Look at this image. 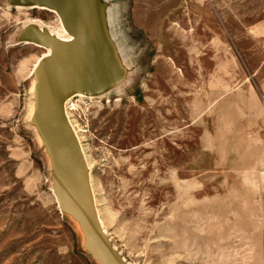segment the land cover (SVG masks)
<instances>
[{"label": "rangeland", "instance_id": "obj_1", "mask_svg": "<svg viewBox=\"0 0 264 264\" xmlns=\"http://www.w3.org/2000/svg\"><path fill=\"white\" fill-rule=\"evenodd\" d=\"M32 4L0 0V264H264V0H98L111 81L65 103Z\"/></svg>", "mask_w": 264, "mask_h": 264}, {"label": "water", "instance_id": "obj_2", "mask_svg": "<svg viewBox=\"0 0 264 264\" xmlns=\"http://www.w3.org/2000/svg\"><path fill=\"white\" fill-rule=\"evenodd\" d=\"M29 1L57 11L62 19L64 28L77 37L76 41L62 43L46 36L49 46L53 49V55L50 57L49 62L53 63L54 66L56 64V66L55 68H51L49 72L48 69L45 68L42 83L46 81L42 86L47 85V83L51 81H59L58 83L61 89L65 92L63 96L74 91L82 90L84 82L87 79L92 81L95 87L85 92L103 87L106 79L102 67L105 55L98 44L90 12L94 6L92 3L95 0ZM48 75H57V77ZM57 96L60 97L61 95ZM57 96L49 100L48 105H46L43 111L38 115V120L46 110L53 109L51 103L54 102V99L58 98ZM59 114H61L60 110L54 120L60 129L59 135L62 138L61 140L64 142L65 147H69L71 136H67L65 131L60 128L57 122Z\"/></svg>", "mask_w": 264, "mask_h": 264}, {"label": "bare ground", "instance_id": "obj_3", "mask_svg": "<svg viewBox=\"0 0 264 264\" xmlns=\"http://www.w3.org/2000/svg\"><path fill=\"white\" fill-rule=\"evenodd\" d=\"M96 3H98V0H95L93 3H92V5H96ZM32 5H37V4H35V3H33ZM39 7H43V8H46V9H48V10H50V9H52V8H48V7H45V6H41V5H38ZM32 7H34V6H32ZM54 10V9H53ZM52 11V10H51ZM54 12H55V10H54ZM57 12V11H56ZM55 12V13H56ZM90 12H91V17H92V21L95 23V27L96 28H98V25H97V21H96V17H95V15H96V13H95V11L93 10V9H91L90 10ZM58 16V15H57ZM59 21H60V25H58V30H57V32H56V34H54V35H52V34H50L49 33V31H45V29H43L41 26H38V25H34L35 26V28H38L39 30H41V31H43V32H45V33H47L49 36H51L53 39H55L56 41H60V42H62V43H71V42H73V41H76L77 40V37L75 36V35H73V34H71V33H69L65 28H64V26H63V22H62V19H61V17L59 16ZM44 56L42 57V59H44V58H48V56L49 57H52V55H53V49H52V47H47V49H46V52L43 54ZM40 67H41V69H42V74H41V77L40 78H38V79H36V81H35V83H34V86L35 87H37L39 84H40V82H41V78H42V76H44L43 75V73H44V67H43V65L42 64H40ZM103 72H104V74H105V77H106V82H105V85L107 86L108 84H109V81H111L110 79V74H109V70L108 69H106V67H104L103 68ZM85 83V82H84ZM34 87V88H35ZM75 92V91H74ZM72 93V92H71ZM67 94V95H65L64 96V98H63V100H62V102H64L65 103V101H67L70 97H72L73 96V94H75V93H73V94ZM76 94H78V95H81V96H83V95H85V94H83L82 92H77ZM40 110V109H39ZM41 112H39V114H40ZM39 115L38 114V106L35 108V111H34V115ZM62 114V113H61ZM62 116H65V118H66V121H67V123H68V125L70 126V128L72 129V131H73V133H74V127L73 126H71V120H70V118H69V116H68V113L66 112V107H64V115H62ZM32 118H33V116H32ZM75 135V137L77 138V136H76V134H74ZM77 141H78V143H79V140H78V138H77ZM80 144V143H79ZM67 157L68 158H72V156L69 154V155H67ZM67 158V159H68Z\"/></svg>", "mask_w": 264, "mask_h": 264}, {"label": "crops", "instance_id": "obj_4", "mask_svg": "<svg viewBox=\"0 0 264 264\" xmlns=\"http://www.w3.org/2000/svg\"><path fill=\"white\" fill-rule=\"evenodd\" d=\"M92 82V81H91ZM88 85H90V84H88ZM95 85V84H94Z\"/></svg>", "mask_w": 264, "mask_h": 264}]
</instances>
